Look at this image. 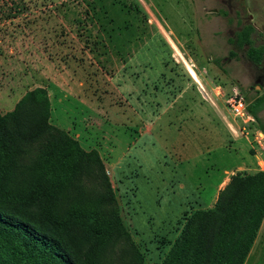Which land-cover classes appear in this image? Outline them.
Returning a JSON list of instances; mask_svg holds the SVG:
<instances>
[{"label": "rangeland", "instance_id": "374dc122", "mask_svg": "<svg viewBox=\"0 0 264 264\" xmlns=\"http://www.w3.org/2000/svg\"><path fill=\"white\" fill-rule=\"evenodd\" d=\"M263 6L264 0H0V113L42 87L48 121L98 151L140 253L137 262L123 253L120 238L107 264H162L187 219L211 208L201 203L214 197V206L232 175L264 171V140L247 160L254 149L244 138L230 144L221 121L242 122L227 102L233 94L245 106L264 96V35L257 31ZM250 25L251 45L263 51L259 64L247 56L249 45L236 41ZM189 56L206 63L208 85L196 79ZM259 115L264 123V109ZM251 125L262 131L254 118ZM225 170L228 178L217 186ZM243 264H264V220Z\"/></svg>", "mask_w": 264, "mask_h": 264}, {"label": "trees", "instance_id": "16d2710c", "mask_svg": "<svg viewBox=\"0 0 264 264\" xmlns=\"http://www.w3.org/2000/svg\"><path fill=\"white\" fill-rule=\"evenodd\" d=\"M248 28L236 41L259 64ZM49 107L36 87L0 113V264H107L120 238L139 261L98 151L52 125ZM263 109V95L245 106L264 133ZM263 217L264 171L236 173L214 206L187 219L162 264H243Z\"/></svg>", "mask_w": 264, "mask_h": 264}, {"label": "crops", "instance_id": "0c3cea01", "mask_svg": "<svg viewBox=\"0 0 264 264\" xmlns=\"http://www.w3.org/2000/svg\"><path fill=\"white\" fill-rule=\"evenodd\" d=\"M263 18H264V6L261 7V9L259 10V12L257 14V31H259L261 34L264 35V22H263ZM189 59H192V61H193V68L197 72V74H196V72L194 71V69L191 67L193 69V71L195 72V75L197 76L196 79L198 78V81L201 84L204 83V84H207L208 85L209 84L208 83V80H207V78L205 77V75L203 74V71H202V69H204V66L206 65V63H202L200 61H198L196 63L193 60V58L190 57V56H189ZM191 76L193 77V75H191ZM180 96H181V94L178 95V98H180ZM211 104L213 106H217L215 102H211ZM217 112H218V110H217ZM222 117H223V119L221 120V118H220V120L222 121L223 127H224V129H225V131H226V133L228 135V138L230 140V144L238 141L241 138H244L245 139V142H247V144H249L251 146L250 148L254 149V153H252V155L248 154V149H246L247 150V154H248L247 155V158H248L247 160H249V159L251 160L253 157H257L258 154H259V151L261 149L260 142H262V140H264V134L262 136H260V129L258 127L256 128L255 126L251 125L252 124V118L253 117L250 116V115L245 116V117H242L241 116V119H242L241 121L242 122L237 121L234 117L232 119H230V120H228L224 116H222ZM249 145H248V148H249ZM229 146H231V145H229ZM230 171L231 170H225L224 171V174L222 175V178L219 180L217 186L219 184H221L225 178H228V175L227 174H229ZM211 200H210L211 202L209 201L207 204L201 203V205H202L201 207H204V206L212 207L213 201L215 200L214 197H212ZM263 220H264V217H263ZM261 224H262V222H261ZM260 227H261V225H260ZM260 227H259V230H258V232L256 234V237H255L254 241H253V244H252V246L250 248V251L256 245L257 235L259 234ZM250 251H249V253H250Z\"/></svg>", "mask_w": 264, "mask_h": 264}, {"label": "built area", "instance_id": "2783aa9c", "mask_svg": "<svg viewBox=\"0 0 264 264\" xmlns=\"http://www.w3.org/2000/svg\"><path fill=\"white\" fill-rule=\"evenodd\" d=\"M227 102L230 106V109L234 112L235 115H239L242 117L248 116L244 115L246 113L245 110V104L241 97L238 96V94H233L227 99ZM264 133L263 131H260V136H262Z\"/></svg>", "mask_w": 264, "mask_h": 264}, {"label": "flooded vegetation", "instance_id": "af4514ba", "mask_svg": "<svg viewBox=\"0 0 264 264\" xmlns=\"http://www.w3.org/2000/svg\"><path fill=\"white\" fill-rule=\"evenodd\" d=\"M261 77L260 76H258V78H257V80H259ZM257 86H259L260 87V85H257Z\"/></svg>", "mask_w": 264, "mask_h": 264}, {"label": "water", "instance_id": "95a60500", "mask_svg": "<svg viewBox=\"0 0 264 264\" xmlns=\"http://www.w3.org/2000/svg\"><path fill=\"white\" fill-rule=\"evenodd\" d=\"M256 88H259V86H257Z\"/></svg>", "mask_w": 264, "mask_h": 264}]
</instances>
